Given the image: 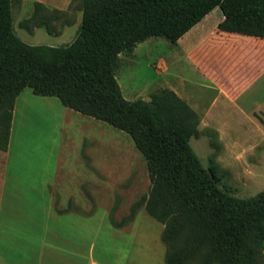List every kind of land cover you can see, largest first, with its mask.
Listing matches in <instances>:
<instances>
[{"label": "trees", "instance_id": "16d2710c", "mask_svg": "<svg viewBox=\"0 0 264 264\" xmlns=\"http://www.w3.org/2000/svg\"><path fill=\"white\" fill-rule=\"evenodd\" d=\"M216 8L220 31L264 39V0H72L68 11L35 3L20 27L58 36L82 11L73 41L30 45L14 31L12 0H0V151L26 88L128 134L147 161L150 190L123 223L142 207L161 223L165 264H264V191L240 198L221 187L217 166L205 167L190 144L200 117L177 93L162 87L128 100L116 75L122 53L154 37L176 45Z\"/></svg>", "mask_w": 264, "mask_h": 264}, {"label": "rangeland", "instance_id": "374dc122", "mask_svg": "<svg viewBox=\"0 0 264 264\" xmlns=\"http://www.w3.org/2000/svg\"><path fill=\"white\" fill-rule=\"evenodd\" d=\"M70 1L16 0L12 9L16 35L30 45L59 47L71 43L79 28L74 24L67 26L70 28L61 38L56 37L62 33L50 35L43 28L30 33L20 27L32 15L35 3L67 10ZM136 49V53L120 55V67L116 71L118 83L126 99L149 100L165 85V62L173 54V45L165 38L154 37ZM187 71L186 68L184 72ZM184 72L178 71L179 75ZM199 81L198 75L191 82ZM207 97L214 98L211 93ZM240 107L248 116L252 115L251 103L244 102ZM262 112L260 117L264 118V104ZM213 113L217 114L214 123L227 122L229 126L208 125L210 122H202L199 115V137H193L190 144L202 164L205 167L215 164L221 175V187L229 188L236 197L248 198L264 191V127H256L258 121L242 117L225 98L218 102ZM246 131L255 137L244 140ZM231 143L241 145L235 153L229 149L233 146ZM8 150L9 168H24L44 182L52 184L59 170L56 184L65 194H75L77 184L85 183L79 196L88 197L92 206L81 207L79 203L76 209L80 213L92 210L101 216L106 211L111 216L125 218L132 205L150 190L147 161L128 134L64 107L55 97L36 96L30 88L24 89L17 100ZM140 214L147 218L144 229L163 230V225L149 216L144 207L137 210V216Z\"/></svg>", "mask_w": 264, "mask_h": 264}, {"label": "crops", "instance_id": "0c3cea01", "mask_svg": "<svg viewBox=\"0 0 264 264\" xmlns=\"http://www.w3.org/2000/svg\"><path fill=\"white\" fill-rule=\"evenodd\" d=\"M15 3L12 0V9ZM71 3L67 10H58L68 11ZM75 14L73 24L80 27L82 11ZM223 19L216 8L176 45L172 44L173 54L165 62L164 87L184 99L201 115L202 122H210L208 125L229 126L227 122L214 123L217 114L213 110L225 98L242 117L258 121L256 127L262 128L259 117L264 104V39L220 31L218 25ZM159 63L162 66L163 60ZM186 68L188 73L184 72ZM180 70L184 73L179 75ZM198 75L200 81L191 82ZM210 93L214 98L207 97ZM244 102L251 103L252 115L240 107ZM250 133L246 131L244 140L255 137ZM232 145L231 153L241 146ZM8 149L0 151V264H165L163 230L144 229L147 218L143 213L130 223L106 211L101 216L92 210L80 213L76 209L79 203L81 207L92 206L88 197L79 196L85 183L77 184L75 194H65L56 184L59 170L50 184L24 168H9Z\"/></svg>", "mask_w": 264, "mask_h": 264}]
</instances>
